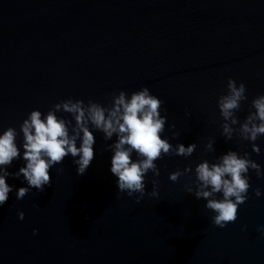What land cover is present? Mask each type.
Returning a JSON list of instances; mask_svg holds the SVG:
<instances>
[{"label": "water", "instance_id": "obj_1", "mask_svg": "<svg viewBox=\"0 0 264 264\" xmlns=\"http://www.w3.org/2000/svg\"><path fill=\"white\" fill-rule=\"evenodd\" d=\"M229 77L245 83L247 99L226 139L218 100ZM144 86L163 101V135L174 146L195 142L194 152L158 159L160 175L148 173L137 203L117 195L109 171L115 135L105 140L94 129L84 174L68 156L50 169L44 191L33 188L19 200L15 190L9 194L0 207V264H264L257 232L264 197L254 195L264 193V179L250 172L249 199L224 228L194 194L195 165L228 150L249 152L264 169V137L257 155L238 131L254 111L251 101L264 95V0H0V131L15 127L18 144L33 109L46 113L68 98L111 106L120 90L130 95ZM22 163L14 160L9 172ZM153 180L158 197L147 194ZM8 182L26 184L22 177Z\"/></svg>", "mask_w": 264, "mask_h": 264}, {"label": "clouds", "instance_id": "obj_2", "mask_svg": "<svg viewBox=\"0 0 264 264\" xmlns=\"http://www.w3.org/2000/svg\"><path fill=\"white\" fill-rule=\"evenodd\" d=\"M227 88L228 94L219 98L218 106L225 120L222 134L231 139L234 131L231 125L237 123L234 111L247 99V89L244 82L237 84L231 77ZM162 103L144 86L130 95L120 90L113 95L111 106L92 100L85 104L82 99L68 98L55 103L46 113L38 108L31 110L20 124L22 143H17L15 127L0 131V207L13 190L17 200L33 188L44 191L51 184L50 169L68 156L73 158L76 173L84 174L94 158V129L101 131L105 140L115 135V141L107 147L111 150L109 171L116 178L117 195L126 193L139 203L146 194L148 173L151 171L155 177L160 175L158 159L170 152L188 157L196 149L195 142L174 146L163 135L167 116L161 115ZM251 105L254 111L246 116L238 131L259 155L261 149L256 142L264 137V95L255 97ZM61 111L70 114L71 119L58 116ZM212 143L209 141L206 147L211 149ZM16 159L22 160V165L17 171L9 172L8 166ZM61 171L57 169L58 173ZM191 171V167L183 171L177 169L169 174V179L175 182L184 172ZM250 172L264 179V169L251 159L250 153L241 154L236 150H228L214 162L205 159L195 165L194 194L197 199H203L205 209L213 213L214 225L224 228L238 219V208L249 199ZM10 177H22L26 184L16 187L8 182ZM152 183L154 187L147 194L158 197L157 181ZM186 190L192 192L193 188L188 186ZM254 195L257 199L264 197L259 188ZM24 215L23 211L18 212L19 219ZM242 231H247V225ZM36 232L33 229L34 235ZM257 232L264 236V225H258Z\"/></svg>", "mask_w": 264, "mask_h": 264}]
</instances>
